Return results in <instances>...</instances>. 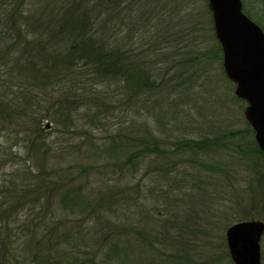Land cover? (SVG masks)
Returning <instances> with one entry per match:
<instances>
[{"label":"trees","instance_id":"1","mask_svg":"<svg viewBox=\"0 0 264 264\" xmlns=\"http://www.w3.org/2000/svg\"><path fill=\"white\" fill-rule=\"evenodd\" d=\"M163 1L0 0V128L12 137L25 133L27 159L36 164V170L23 166L26 177L13 171L0 187V264H202L193 259L191 243L186 248L183 232L170 235L173 245L166 250L159 248L164 228L138 230L127 217L122 223L107 219L112 223L103 226L102 208L134 202L137 194L99 181L98 186L77 181L69 165L55 160L67 148H54L42 138V121L49 119L59 131L89 139L90 156L100 163L81 164L79 175L102 166L109 173L119 168L125 178L134 177L148 158H160L162 170L172 173L186 164L202 167V159L215 157L218 149L238 150L229 143L235 138L231 131L172 135L182 125L180 94L197 86L207 57L191 50L200 36L198 25L190 24L192 13L186 11L185 23L173 16L185 12L188 0ZM143 18L146 23L138 30L135 22ZM260 25L264 30V22ZM163 28L167 37L160 43ZM170 46L174 52L163 55ZM112 86L122 92L118 102L107 94ZM119 107L129 110L128 126L116 124L101 145L90 140L93 130H106L104 119ZM142 108L152 112L147 111L145 128L137 134L132 113L139 116ZM151 115L159 125L165 122L164 137L150 132ZM104 154L110 156L104 160ZM216 171L230 175L224 167ZM259 184L264 186L263 176ZM21 209H26L22 218ZM53 209L55 221L37 212Z\"/></svg>","mask_w":264,"mask_h":264},{"label":"rangeland","instance_id":"2","mask_svg":"<svg viewBox=\"0 0 264 264\" xmlns=\"http://www.w3.org/2000/svg\"><path fill=\"white\" fill-rule=\"evenodd\" d=\"M150 1H154V3ZM150 1L147 0V4L153 5L158 2V0ZM160 1L164 3L163 0ZM187 3L189 7L185 9V12L175 13L174 19L177 22L185 23L186 11L192 13L190 24L198 25L200 36L199 39L197 38V45L193 46L191 50L198 52L199 55L203 53L207 57V61L203 66L205 69L203 77L198 80L197 86L193 90L180 94L183 101L179 104V109L184 110L181 114V121H179V124L182 123V125H180V130L178 131L177 128L172 132V135L216 136L224 131H231L235 138H230L229 143L233 142L238 148L237 151L235 149H218L215 157L202 159V164L204 163L202 167L186 164L184 167L179 166L172 173L162 170L163 165H161L160 158H148L143 161L139 159L142 163L134 177L130 174L128 178H125L119 168L111 170L109 173L107 168L102 166L93 168L91 172H88V175H79L77 169H81V164L89 161L100 163L97 157L90 156L89 145L91 143L89 139L88 141L79 139L75 137V134L71 135L63 128L61 132L49 119L42 121V126L45 127L42 138L52 143L54 148H67V153H57L55 160L64 163V166L69 165L72 170L70 173L77 175L75 179L79 177L77 181H85L84 184L93 182L95 186H98L97 181H99L103 183V187H112V190L115 191L120 190L119 188H130L132 194H137L134 196V202H123L119 206L115 205L118 206L116 208L113 205L111 210L110 207L102 208L98 212V218L103 220L101 222L103 226L115 223L116 220L122 223L127 217L134 220L138 230H149L153 227L156 231L158 228H164L168 231L161 235L159 248L166 250L170 249L169 245H173L170 235L183 232L186 242L188 241L186 248H189L190 244L188 245V243H191L194 250L193 259L196 262L235 264L230 257L226 243V230L227 227L241 220L256 219L264 222V186L259 184L262 176L264 177V160L262 153L259 152L261 150L255 140L253 130L245 117L244 111L247 104L235 94V83L226 76L223 69L222 51L214 32L208 1L188 0ZM242 3L246 13L251 14L257 21L261 17L260 24L264 22V7L260 0H242ZM158 5L161 7L163 4L159 3ZM176 10L174 7L171 12ZM145 18L139 23L135 22L138 30H141L146 23ZM171 19L172 17H169L170 21ZM165 32L167 29L163 28L160 43H163L167 37ZM174 50L175 47L170 46L162 54L169 55ZM107 94L115 102L122 98V92L115 91L114 86L109 89ZM147 111L152 112L150 109L142 108L139 116L132 113V116L135 115L137 119L133 127L137 134L145 128L143 124L146 116L149 115ZM128 112L129 110L123 107L111 111L103 121L104 126L107 127L106 130H93L91 133L93 137H90V140L101 145L103 140H106L108 132L116 124L122 123L125 127L128 126L126 122L131 119ZM149 120L148 124L152 127L150 132L155 136L162 135L161 137H164L165 122H161L163 125H159L154 121L153 115L149 117ZM167 138L170 137L167 136ZM26 145L27 136L25 133L12 137L9 135V131L5 132L0 128V187L13 171L18 174L17 170H19L21 176L26 177L22 172L23 166L29 165L36 170L35 162L32 159H27ZM79 145L80 147H78ZM109 156L104 154V160ZM54 163V160L49 161V164ZM213 165H216V169L219 166L220 169L224 167L228 171L230 170V175L228 177L225 174L220 175L216 169H210ZM138 182L140 184H137ZM136 187H138L137 192ZM86 188L84 187V189ZM82 202L80 200L79 205ZM80 208H75V214L77 210L80 211ZM41 211L44 213H40V215L46 216L49 221H55L57 218L52 217L54 209L50 214L45 210L37 212ZM67 211V214H70L72 210ZM25 214L26 209H21L20 217L22 218ZM258 214L259 216H257ZM157 218L160 221H157ZM70 219L71 222L75 221L73 217ZM107 219H111L112 222ZM184 220H187V223ZM94 222L91 223L92 226ZM191 224L194 227H199V231H193ZM153 254L151 252V256ZM261 261L264 264V234L261 239Z\"/></svg>","mask_w":264,"mask_h":264},{"label":"water","instance_id":"3","mask_svg":"<svg viewBox=\"0 0 264 264\" xmlns=\"http://www.w3.org/2000/svg\"><path fill=\"white\" fill-rule=\"evenodd\" d=\"M214 31L235 94L246 101L245 117L255 133L264 160V30L243 12L242 0H208ZM262 220H242L226 230L235 264H262Z\"/></svg>","mask_w":264,"mask_h":264}]
</instances>
